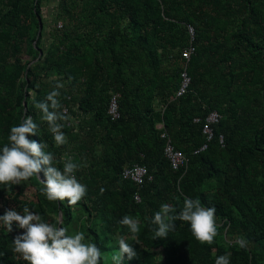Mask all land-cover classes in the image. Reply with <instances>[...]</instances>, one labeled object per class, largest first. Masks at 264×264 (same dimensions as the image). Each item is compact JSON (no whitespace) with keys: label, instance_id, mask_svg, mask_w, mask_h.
<instances>
[{"label":"trees","instance_id":"trees-1","mask_svg":"<svg viewBox=\"0 0 264 264\" xmlns=\"http://www.w3.org/2000/svg\"><path fill=\"white\" fill-rule=\"evenodd\" d=\"M43 1L0 0V148L9 129L32 116L39 130L31 139L48 145L61 170L66 157L81 164L75 175L87 194L75 206L48 201L41 173L0 185V215L29 207L45 222L59 219L69 234L83 232L97 245L101 264L111 262L121 236L138 253L122 264H215L225 254L230 264H264V0H57L48 31ZM187 26L195 46L190 85L176 97ZM53 76L65 84L59 99L72 118L62 146L33 106V93L42 101L54 88ZM115 94L119 118L112 120ZM211 111L221 119L195 153ZM167 140L186 160L177 170L164 156ZM136 164L151 177L139 187L122 179ZM184 197L215 207L214 243H199L179 220L167 237H155L154 213L168 203L178 214ZM124 215L140 221L135 241L118 223ZM22 232L14 223L8 233L0 222V264H27L12 250Z\"/></svg>","mask_w":264,"mask_h":264},{"label":"clouds","instance_id":"clouds-1","mask_svg":"<svg viewBox=\"0 0 264 264\" xmlns=\"http://www.w3.org/2000/svg\"><path fill=\"white\" fill-rule=\"evenodd\" d=\"M71 79V77H69ZM56 81L54 88L44 100L37 101L33 93V106L40 112V119L47 123L54 143L62 146L67 143V137L62 131L65 123L72 118L63 109L59 97L65 84L59 76H53ZM39 126L30 115H25L18 125L9 129L8 142L0 148V185H20L42 173L43 187L41 192L48 201H67L69 206H75L87 194L86 185L82 184L75 173L82 167L72 157L63 160L62 170L57 167L60 161L51 151H46V143L31 139L37 135ZM39 179V178H38ZM101 188L100 192L103 193ZM215 207H205L199 199L184 197L179 213L168 204L162 203L160 209L151 218L156 226L155 237L164 238L175 228V221L187 223L192 236L201 244H212L219 235V225L216 219ZM8 233L13 232V224L22 229L21 234L14 236L12 250L18 253L27 264H101L102 252L96 244L86 242L83 232L69 234V229L62 226L58 219L55 223L45 222L41 215L23 208V214L15 209H7L0 215ZM119 225L127 228L130 239L136 240L140 232L139 219L124 215ZM236 244L247 247L243 236L236 238ZM118 252L111 255V264H122L125 257L128 260L138 258V253L127 242L124 236L118 240ZM215 264H230L228 254L220 255Z\"/></svg>","mask_w":264,"mask_h":264},{"label":"built area","instance_id":"built-area-1","mask_svg":"<svg viewBox=\"0 0 264 264\" xmlns=\"http://www.w3.org/2000/svg\"><path fill=\"white\" fill-rule=\"evenodd\" d=\"M187 30H188V35H189V41H188V45L181 51V58L184 59L185 62H184V68L180 73V86L175 92L176 97H182L183 95H185L190 85V77L187 74L186 65L191 55H193L195 52V46H194L193 28L190 26H187ZM117 101H118L117 94L113 95L109 99L107 112L112 120L119 118ZM220 119H221V116L218 112L211 111L208 113V115L205 118L204 124L202 126V134L205 136L206 141L205 143L201 145V147L195 153H198L199 151H204L207 148V143L211 141L213 138L212 126L217 124ZM195 121L198 122V119H196ZM161 137L165 138L166 134L163 133ZM219 142L220 143L222 142V136H219ZM164 156L168 159L170 167L173 170H177L180 167H183L186 163L184 156L180 152L175 150L170 140H167L166 145L164 147ZM146 178L148 180L151 179V177L148 175L147 168L142 165H137V164L133 165L127 169H124L122 172L123 180L131 181L138 187L143 184ZM133 199L135 202L140 201V198L137 194H134Z\"/></svg>","mask_w":264,"mask_h":264},{"label":"rangeland","instance_id":"rangeland-1","mask_svg":"<svg viewBox=\"0 0 264 264\" xmlns=\"http://www.w3.org/2000/svg\"><path fill=\"white\" fill-rule=\"evenodd\" d=\"M43 6H42V21L43 24L46 25L47 31L53 26V19H54V14H55V8L57 5V0H45L43 1ZM32 194V189L29 191L28 195L31 196ZM109 264L111 262L109 261Z\"/></svg>","mask_w":264,"mask_h":264},{"label":"water","instance_id":"water-1","mask_svg":"<svg viewBox=\"0 0 264 264\" xmlns=\"http://www.w3.org/2000/svg\"><path fill=\"white\" fill-rule=\"evenodd\" d=\"M41 30H42V23H41V20L39 19V24H38V34H40V32H41ZM60 214H59V218H60Z\"/></svg>","mask_w":264,"mask_h":264}]
</instances>
